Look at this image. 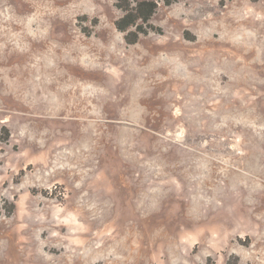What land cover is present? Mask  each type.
<instances>
[{
    "label": "rangeland",
    "instance_id": "obj_1",
    "mask_svg": "<svg viewBox=\"0 0 264 264\" xmlns=\"http://www.w3.org/2000/svg\"><path fill=\"white\" fill-rule=\"evenodd\" d=\"M117 2L0 0V264H264V0Z\"/></svg>",
    "mask_w": 264,
    "mask_h": 264
},
{
    "label": "trees",
    "instance_id": "obj_2",
    "mask_svg": "<svg viewBox=\"0 0 264 264\" xmlns=\"http://www.w3.org/2000/svg\"><path fill=\"white\" fill-rule=\"evenodd\" d=\"M117 6L124 13L117 19L116 26L125 32L128 43H136L141 34H147L153 29L150 20L157 11V0H118ZM0 140H2L1 136Z\"/></svg>",
    "mask_w": 264,
    "mask_h": 264
}]
</instances>
